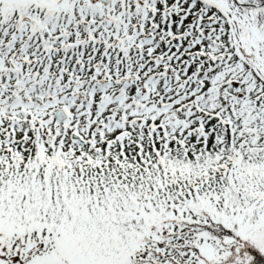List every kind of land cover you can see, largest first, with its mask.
Segmentation results:
<instances>
[{
    "label": "snow or ice",
    "instance_id": "6c2138e0",
    "mask_svg": "<svg viewBox=\"0 0 264 264\" xmlns=\"http://www.w3.org/2000/svg\"><path fill=\"white\" fill-rule=\"evenodd\" d=\"M0 264H264V0H0Z\"/></svg>",
    "mask_w": 264,
    "mask_h": 264
}]
</instances>
